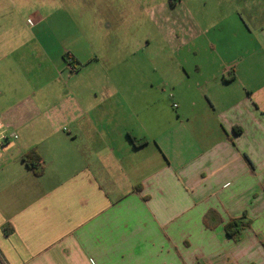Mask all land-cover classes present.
Segmentation results:
<instances>
[{"label":"crops","instance_id":"obj_1","mask_svg":"<svg viewBox=\"0 0 264 264\" xmlns=\"http://www.w3.org/2000/svg\"><path fill=\"white\" fill-rule=\"evenodd\" d=\"M236 9L262 20L244 31L257 48L212 89L209 78L182 96L173 85V117L153 110L159 87L131 73L136 59L116 72L113 42L90 57L91 44L42 46L34 77L0 67V264H264V0ZM189 15L179 36L198 35ZM32 149L41 175L23 159ZM232 218L247 223L236 240Z\"/></svg>","mask_w":264,"mask_h":264},{"label":"rangeland","instance_id":"obj_2","mask_svg":"<svg viewBox=\"0 0 264 264\" xmlns=\"http://www.w3.org/2000/svg\"><path fill=\"white\" fill-rule=\"evenodd\" d=\"M244 1L0 0V67L7 64L4 66L8 76L34 77L41 70L44 72L42 46L54 55L63 44L74 47L91 44L84 51L90 57L92 48L105 50L107 47L102 44L113 42L116 54L112 58L122 59L116 72L128 73L125 60L136 59V66H130L131 73L159 87L151 92L153 110L173 117L178 111L173 108L174 101L177 102L173 85L178 86V95L182 96L190 91L188 85L209 78L212 81L209 89H212L216 75L221 80H224L222 76L229 78L236 65L243 66L248 53L251 56L257 48L244 31L249 29L255 36L256 25L262 20L253 22L248 13L236 9ZM97 4H101V8ZM188 14L186 18L198 24L196 37L177 33V18L186 21ZM110 27L121 32L112 34L109 39L97 34ZM163 27H171L173 34H164ZM72 31L75 32L72 34ZM254 55L260 59L263 56L261 52ZM196 66L200 71H195ZM45 67L49 73L48 66ZM67 69H70L68 63ZM258 81L254 78L247 84L257 92L262 87V82ZM14 84L10 80L5 85ZM240 88L242 84L234 82L221 89L234 92ZM256 100L262 103L263 93L261 98L256 94Z\"/></svg>","mask_w":264,"mask_h":264},{"label":"trees","instance_id":"obj_3","mask_svg":"<svg viewBox=\"0 0 264 264\" xmlns=\"http://www.w3.org/2000/svg\"><path fill=\"white\" fill-rule=\"evenodd\" d=\"M134 140V138H132ZM24 161L27 163V165L37 170V165H39V162L41 160L40 155L38 154L36 149H32L29 151L24 157ZM36 173L38 175L42 174V170H37ZM247 226V223H244L242 219L240 218H232L230 219L226 225L225 229L229 236H231L234 240L238 239V235L240 234L241 230Z\"/></svg>","mask_w":264,"mask_h":264},{"label":"built area","instance_id":"obj_4","mask_svg":"<svg viewBox=\"0 0 264 264\" xmlns=\"http://www.w3.org/2000/svg\"><path fill=\"white\" fill-rule=\"evenodd\" d=\"M66 62H67L68 65H69L70 71H71V72H74V71L76 70V68H75V66H74V62H73V60L69 58V59L66 60ZM174 107H175V108L177 107V104H176V103L174 104ZM12 136L15 137V138L17 137L16 134H12Z\"/></svg>","mask_w":264,"mask_h":264}]
</instances>
